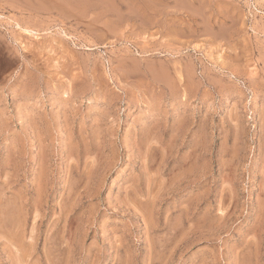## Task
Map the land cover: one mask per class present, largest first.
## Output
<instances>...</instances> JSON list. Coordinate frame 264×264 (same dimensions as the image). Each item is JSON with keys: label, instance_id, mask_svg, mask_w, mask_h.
<instances>
[{"label": "rangeland", "instance_id": "1", "mask_svg": "<svg viewBox=\"0 0 264 264\" xmlns=\"http://www.w3.org/2000/svg\"><path fill=\"white\" fill-rule=\"evenodd\" d=\"M0 264H264V0H0Z\"/></svg>", "mask_w": 264, "mask_h": 264}, {"label": "bare ground", "instance_id": "2", "mask_svg": "<svg viewBox=\"0 0 264 264\" xmlns=\"http://www.w3.org/2000/svg\"><path fill=\"white\" fill-rule=\"evenodd\" d=\"M109 3V2H108ZM144 21V20H143ZM105 34V33H104ZM27 239V238H26Z\"/></svg>", "mask_w": 264, "mask_h": 264}]
</instances>
